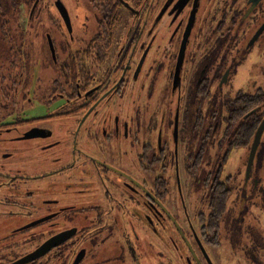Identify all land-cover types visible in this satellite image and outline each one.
<instances>
[{"label":"flooded vegetation","instance_id":"af4514ba","mask_svg":"<svg viewBox=\"0 0 264 264\" xmlns=\"http://www.w3.org/2000/svg\"><path fill=\"white\" fill-rule=\"evenodd\" d=\"M58 2L26 0L23 37L13 44L9 28L8 39L0 36V92L17 107L0 114V264L56 235L63 239L17 264H217L221 229L229 226L232 241L245 212H264V190L250 176L254 160L235 190L232 174L222 175L232 148L249 152L250 144L232 143L237 96L264 87L247 92L234 81L264 32L250 41L264 20V0L246 16L249 0L209 7L204 0H120L128 19L105 18L102 45L93 34L75 39ZM260 52L264 60V37ZM85 57L93 59L88 66ZM33 96L55 104L24 116ZM256 112L262 120L264 104ZM222 183L229 195L216 232L209 216L216 218ZM197 195L205 208L195 211L194 225L186 196L194 203Z\"/></svg>","mask_w":264,"mask_h":264},{"label":"rangeland","instance_id":"374dc122","mask_svg":"<svg viewBox=\"0 0 264 264\" xmlns=\"http://www.w3.org/2000/svg\"><path fill=\"white\" fill-rule=\"evenodd\" d=\"M62 4L69 11V18L71 19V23L73 26V35L76 38H88L91 34L96 32L98 27V18L96 8L92 2L86 0H61ZM214 3V0H204V7L209 4ZM119 18L120 19H128V12L121 10L118 8ZM23 13V10L21 11ZM22 16L20 15V18ZM162 32H159V35ZM264 37V32L260 36L259 40L255 43L253 48L250 50V54H248L245 61L237 67V72L235 75L234 83L244 89L243 91L253 92L258 85L264 87V60L262 59V55H257L260 51L262 40ZM256 82L253 86L248 80ZM55 103L48 106L45 102H39L38 96H33L32 102L26 104V110H24V116H38L50 111ZM22 114V113H21ZM22 115V116H23ZM23 116V117H24ZM211 151V150H210ZM248 156V148L245 147H234L228 153L227 159L223 165L222 175L225 173L232 174V181L230 182L231 187L235 190L236 186L239 184L241 179L245 176V164ZM181 181L183 183L188 182L186 180L185 174L182 172ZM251 177H258L261 188L264 190V131L261 136V141L258 146V152L256 153L252 168H251ZM191 183H187V187ZM174 186V185H173ZM185 186V185H184ZM186 187V186H185ZM185 195L188 194L187 189H183ZM200 192V190L197 189ZM174 193V192H173ZM198 194V192H197ZM176 199V198H174ZM174 199L168 198L167 203L168 206L173 210L174 213L178 211V207L176 201ZM191 197L186 196V206L190 216L192 217L191 221H193L194 225H197L194 221L195 211L200 208L204 209L205 200L203 197H199V195L194 196L192 201L194 203H190ZM178 202V201H177ZM248 202V200H246ZM179 204V203H178ZM180 205V204H179ZM250 212H245L244 216H246L238 225V230L240 232L239 235L235 236V239L232 241L227 240V236L230 231L229 226L226 225L221 229V243L215 249L217 264H253L252 258L256 257L258 259L257 262H261L264 264V212L259 208H250ZM180 218V215H176ZM182 219V218H180ZM183 225V219L180 220ZM246 228V230H245ZM249 232L251 234H257V241H254L252 237L249 236ZM263 256V259L260 258ZM148 264H152V262L148 259L146 261Z\"/></svg>","mask_w":264,"mask_h":264},{"label":"trees","instance_id":"16d2710c","mask_svg":"<svg viewBox=\"0 0 264 264\" xmlns=\"http://www.w3.org/2000/svg\"><path fill=\"white\" fill-rule=\"evenodd\" d=\"M26 0H0V36L9 38L10 29L13 34L14 43H16L17 38L23 37V31L21 29V19L20 13L23 9V3ZM129 5H143L147 0H125ZM96 8L97 18H98V27L96 32L93 33V39H96L98 45H102L105 41V18L109 19L112 22V19L117 20L119 18L118 6L120 5V0H109V5H105V0H90ZM106 7V8H105ZM7 21V22H6ZM8 23V25H7ZM116 21L114 26L116 25ZM111 25L109 30L114 28ZM12 28V30H11ZM111 33V32H109ZM87 50V49H83ZM99 52H103L102 48H97ZM20 59H13V62H16ZM83 60V66H88L89 61L93 59L81 58ZM68 64L71 62V59L67 60ZM15 65V64H14ZM8 91L0 92V114H10L17 108L16 105H12L10 99L7 97ZM15 98V97H13ZM237 100L240 101L238 108L236 107V117L237 119V133L232 134L233 144L237 146H246L250 144L252 136L258 126L259 121L261 120V115L263 112H256L257 109L264 104V89L256 90L253 93L238 92ZM252 108H255L254 111H250ZM250 111V112H249ZM226 186L224 183L220 184L216 194L218 199L216 200L217 215L216 218L210 217V224L212 227H215V231L218 232L219 222L227 208V196L229 195V189H224ZM222 188V190H220Z\"/></svg>","mask_w":264,"mask_h":264},{"label":"water","instance_id":"95a60500","mask_svg":"<svg viewBox=\"0 0 264 264\" xmlns=\"http://www.w3.org/2000/svg\"><path fill=\"white\" fill-rule=\"evenodd\" d=\"M123 1V0H122ZM251 2V4L248 6L247 10L245 11V16L247 15V13L251 10V8H253L254 3L258 2L259 0H249ZM125 5H127V2H124ZM129 6V5H128ZM57 8L63 18V20L65 21L66 25H69V17L67 15V11L65 9V7L63 6V4H61L60 2H58L57 4ZM192 25V17L189 18V21L186 24L184 33L182 35V40H181V44H180V48H179V53H178V59L181 60L182 58V54H183V50H184V45H185V39L189 33L190 27ZM264 29V20L262 21V23L258 26V28L255 30V32L253 33L252 37H251V42L263 31ZM264 131V117L263 119L260 121L259 125L257 126L254 135L252 137L251 143L249 145V152H248V156H247V161H246V168H245V177H247L248 172L250 170L251 164L254 160V156L256 154L257 151V147L259 145L262 133ZM63 238L60 237V235H56L54 237H52L51 239L45 241L42 245H40L39 247H37L35 250H33L32 252L26 254L25 256L19 258L16 262H14V264L17 263H21L27 259H32L34 257H36L37 255L43 253L44 251H46L50 246L58 243L59 241H61Z\"/></svg>","mask_w":264,"mask_h":264}]
</instances>
